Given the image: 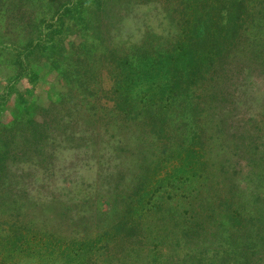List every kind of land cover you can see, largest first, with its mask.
Here are the masks:
<instances>
[{"label":"trees","instance_id":"1","mask_svg":"<svg viewBox=\"0 0 264 264\" xmlns=\"http://www.w3.org/2000/svg\"><path fill=\"white\" fill-rule=\"evenodd\" d=\"M150 4L164 45L120 34ZM109 128L129 183L69 200L59 157L99 165ZM31 258L264 264V0H0V264Z\"/></svg>","mask_w":264,"mask_h":264},{"label":"rangeland","instance_id":"2","mask_svg":"<svg viewBox=\"0 0 264 264\" xmlns=\"http://www.w3.org/2000/svg\"><path fill=\"white\" fill-rule=\"evenodd\" d=\"M128 14L129 15L122 20V23L118 27L120 34L125 37V39H129L134 42H138L140 40H145L147 42L152 41V43L154 44L157 43L162 45L166 44L167 41H169L167 35L172 33L173 28L168 22L166 15H164V13L156 6H153L151 4L137 6L134 10H132V12L130 11ZM125 136L126 133L124 130L119 131L116 128H109L108 132H102L99 135L98 142L102 141L103 144H100L101 149L100 153L98 154L104 155V158H101V163L97 166H93V158H91V160L85 159L83 155L76 158L74 164L71 165L72 163H70L68 157L72 152L69 150L65 151V154L59 157L58 166L62 168L60 170V172L62 171V174L56 176L57 181L54 180L56 182V187H58V189L61 191V188H64V192L65 188H72L75 194L73 193L72 197L67 198L69 200H76V198L74 197L76 195V192L78 194V198L82 195V193L86 195L87 193L92 192L94 189H98L97 191L104 196V194L107 192L106 187L108 183L112 180V176H117L118 171L124 172V182L129 183L130 178L128 171L133 169V167H131V163L133 162V160H131V155L129 153V151H131V148H124V152L118 153L119 148L121 147V145L123 146L125 143L124 141H126ZM106 155L111 158V160H109L108 162L106 160ZM99 156L100 155H98V157ZM84 159L86 163H89L87 164V166L83 165ZM98 166L100 168H98ZM113 173L114 175H112ZM43 186L48 185L45 184ZM48 187L50 188V186ZM63 194L61 192V199L66 203H69L67 202L68 200L63 196ZM54 202L50 205V208L54 206V210L56 211V208H58L59 206H57V204ZM75 206L76 208L69 213V219L74 218L72 219V222H77L78 220H80L77 218H80L82 215L80 213L83 212L81 208L82 205L79 202L75 201ZM46 210L48 209L41 208L39 211L41 214V221L46 222L44 226L42 224L39 225L43 228H49V225L52 224L53 219H55L52 210H50L49 213ZM25 264H38V260L31 258L28 259Z\"/></svg>","mask_w":264,"mask_h":264}]
</instances>
